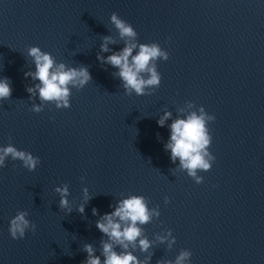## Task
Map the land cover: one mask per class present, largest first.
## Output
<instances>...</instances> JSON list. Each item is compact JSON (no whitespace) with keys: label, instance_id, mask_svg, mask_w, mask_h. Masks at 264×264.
I'll use <instances>...</instances> for the list:
<instances>
[{"label":"water","instance_id":"95a60500","mask_svg":"<svg viewBox=\"0 0 264 264\" xmlns=\"http://www.w3.org/2000/svg\"><path fill=\"white\" fill-rule=\"evenodd\" d=\"M113 12L140 42L169 52L151 94H126L96 58L103 35L119 41ZM31 45L88 67L92 79L72 89L70 107L31 110L23 75ZM0 77L12 86L0 101V144L40 158L33 171L11 159L0 168V264H80L84 243L99 252L92 208L111 211L129 193L160 206L144 225L149 238L168 228L176 237L171 249L153 247L151 264L182 248L192 264H264V0H0ZM200 105L216 117L208 124L215 161L197 184L170 161L169 130L156 121L165 109L174 119ZM64 183L70 213L54 190ZM85 186L93 196L80 213ZM24 209L36 230L13 239L9 220Z\"/></svg>","mask_w":264,"mask_h":264},{"label":"clouds","instance_id":"9594fccd","mask_svg":"<svg viewBox=\"0 0 264 264\" xmlns=\"http://www.w3.org/2000/svg\"><path fill=\"white\" fill-rule=\"evenodd\" d=\"M109 19L117 30L119 41L123 42L122 47H110L119 45V41L112 35H103L96 53L97 60L102 66L109 65L114 69L111 74L119 79L126 94H151L159 87L162 79L157 61H166L169 57L168 50L155 41L140 42L133 25L116 12ZM26 54L31 60L23 75L30 78L31 83L26 85L25 90L30 94L28 99L33 101L31 110L34 112L42 111L46 104H54L56 108L70 107L72 89L79 90L92 79L86 65L72 66L64 61H57L50 52L42 50L38 45L29 46ZM11 93L10 79L0 77V101L9 99ZM37 100L38 103L35 102ZM188 104L191 108L194 102L189 101ZM177 112L173 119L172 111L165 109L157 118V125L167 126L169 130L163 148L172 164L199 184L204 177L198 172L210 170L215 161V156L210 151L212 135L208 124L216 117L207 112L203 105L187 112L179 108ZM9 159L21 161L22 166L29 171L35 170L40 163V158L30 151L19 149L13 143L0 144V168ZM54 190L60 197L59 207L70 213L73 209L68 184L57 185ZM82 192L83 202L76 208L80 213H84L85 205L93 196L87 186L83 187ZM164 202H169L167 196L164 197ZM108 207L111 211L104 213H99L96 207L92 208V214L98 216L95 227L102 234L99 252L93 243H84L82 250L87 255L80 264H151L155 245L165 244L171 249L175 244L176 237L170 228L154 233L153 238L146 234L144 225L160 216V206H150L144 195L121 194V198L115 199ZM28 215L26 209L17 210L10 218L8 231L13 239H23L26 231L36 230L35 222L30 221ZM137 251L145 255L141 258L136 255ZM191 256L190 249L182 248L174 259L159 258L156 264H192Z\"/></svg>","mask_w":264,"mask_h":264}]
</instances>
